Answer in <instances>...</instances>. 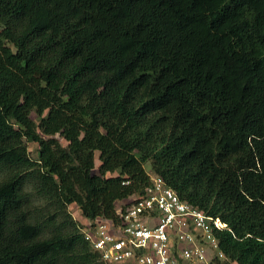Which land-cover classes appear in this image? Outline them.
Returning a JSON list of instances; mask_svg holds the SVG:
<instances>
[{"label": "trees", "instance_id": "trees-1", "mask_svg": "<svg viewBox=\"0 0 264 264\" xmlns=\"http://www.w3.org/2000/svg\"><path fill=\"white\" fill-rule=\"evenodd\" d=\"M151 176L264 264V0H0V264H105L69 207Z\"/></svg>", "mask_w": 264, "mask_h": 264}, {"label": "built area", "instance_id": "built-area-1", "mask_svg": "<svg viewBox=\"0 0 264 264\" xmlns=\"http://www.w3.org/2000/svg\"><path fill=\"white\" fill-rule=\"evenodd\" d=\"M145 197L123 203L117 222L84 220L82 232L105 264H210L226 225L179 200L161 178L150 177Z\"/></svg>", "mask_w": 264, "mask_h": 264}, {"label": "rangeland", "instance_id": "rangeland-1", "mask_svg": "<svg viewBox=\"0 0 264 264\" xmlns=\"http://www.w3.org/2000/svg\"><path fill=\"white\" fill-rule=\"evenodd\" d=\"M63 144H65L63 141H61ZM36 148H37V146L35 145V144H33V143H27V149H28V151H29V153H30V156L32 157V158H36V155H37V153H36ZM96 158V157H95ZM98 165H99V161H98V159L96 158L95 159V169L98 167ZM145 170H146V172L148 173V174H150L151 172H150V169H149V167L148 166H145ZM69 212L71 213V215H72V217L74 218V220H76L77 222H79V223H81V225L84 223V219H83V217L81 216V214H80V212H79V210H78V208L76 207V206H70L69 207Z\"/></svg>", "mask_w": 264, "mask_h": 264}]
</instances>
